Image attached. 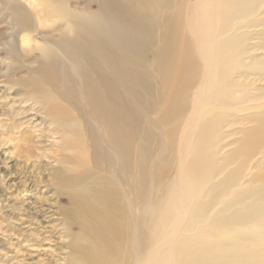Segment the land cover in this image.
I'll use <instances>...</instances> for the list:
<instances>
[{
    "label": "rangeland",
    "instance_id": "obj_1",
    "mask_svg": "<svg viewBox=\"0 0 264 264\" xmlns=\"http://www.w3.org/2000/svg\"><path fill=\"white\" fill-rule=\"evenodd\" d=\"M24 1L0 0V264H76L74 244L83 235L70 220V187L59 182L63 180L60 173L71 175L67 173L71 154L65 146L66 131L49 113V106L29 97L26 82L32 70L48 63L44 46L64 25L68 12L78 17L85 11L95 14L99 6L96 0H67L66 8L61 9L52 1L38 0V8H46L45 15L50 14L51 22L59 21L58 26L53 32H30V44L21 50L17 37L20 27L15 17L18 10L14 9L17 4L26 5ZM132 1L145 11V24L150 25V21L157 24L164 19L167 9H162L161 16L159 7L170 0ZM217 1L212 13L205 16L206 22L211 14L216 15L213 46L208 52L212 65L206 69L205 78L211 80L212 91L209 90L210 98L197 118L200 121L193 122L186 140L182 139L190 152L185 156L189 161L201 144L196 137L201 125L213 118L204 145L207 183L198 184L195 189V200L203 206L192 205L185 213L175 214L169 200L164 201L176 183L179 158L167 152L162 158L159 147L162 144L167 148L166 126L159 113H149L148 123L161 134L153 131L151 141L142 135L143 156L153 162L154 155L160 154L153 166L155 175L158 169L162 172L154 191L153 222L144 235L151 246L142 252L141 264H253L256 260H248L250 250L262 253L260 258H264V228L262 222H256L264 205L253 200L264 195L262 184L254 182L253 177L256 171L264 172L263 162L255 168L264 153V0ZM188 3L193 5L196 0ZM33 8L37 7L32 6L31 11ZM188 37L194 43L189 32ZM195 47L192 45V57L197 72L189 80L193 84L190 111L194 93L204 77L203 56ZM153 48L147 50L143 46L144 57L152 60ZM176 85L181 92V84ZM153 86L156 91L161 89L162 97H169V90L157 78ZM150 103L144 107L150 108ZM156 103L158 108L160 103ZM189 112L177 129V145L182 141V126ZM254 132L258 134L253 143ZM214 195V205L204 204ZM236 195L244 199L240 204L233 202ZM250 209L258 210L257 215H250ZM240 214L253 218V223L245 219L235 222L234 216ZM160 217L168 218L169 224L161 225ZM217 258L219 261L215 262ZM226 259L234 262L226 263Z\"/></svg>",
    "mask_w": 264,
    "mask_h": 264
},
{
    "label": "bare ground",
    "instance_id": "obj_2",
    "mask_svg": "<svg viewBox=\"0 0 264 264\" xmlns=\"http://www.w3.org/2000/svg\"><path fill=\"white\" fill-rule=\"evenodd\" d=\"M48 1L58 8H66L67 0ZM96 1L99 8L95 14L85 11L78 17L74 12H68L64 25L44 46L48 63L31 71L26 82V86L29 85L27 93L49 106V113L57 117L66 131L65 146L71 154L67 173L72 176L60 173L63 180L59 182L70 187V220L83 235L74 244L76 264H141V254L151 244L144 235L151 227L155 213L154 191L162 171L158 169L155 175L153 164L161 158L160 154H163L162 158L164 152L179 158L176 183L164 198V201L169 200L171 210L179 214L190 210L192 205L203 206L195 200V189L198 184L207 183L204 145L213 118L201 121L204 123L196 135L201 144L189 161L185 156L190 152L183 146L185 141L182 139L186 140L185 135L191 124L198 120L212 91L209 88L211 80L205 78L206 69L212 65V56L208 52L213 46L211 35L216 15L211 14L206 22L205 16L212 13L218 1L196 0L190 7L189 0H177L173 8L174 0L167 1L158 12L161 15L162 9H167L163 12L164 19L157 24L150 21V25L145 24L148 17L135 1ZM37 2L25 0L27 6L21 3L14 9L18 10L15 17L20 27L17 37L21 50L30 44V32L43 29L53 32L58 26L59 21L51 22L50 14L45 15L46 8H38ZM34 5L37 8L31 11ZM192 45L203 56L204 77L194 93L190 111L189 96L193 84L189 80L197 72ZM143 46L147 50L154 47L152 60L144 57ZM154 78L169 90V97H162L161 89L155 90ZM176 83L183 87L181 92ZM156 101L160 103L158 108ZM148 102L152 103L151 109L144 107ZM154 112L160 114V121L166 126L167 148L161 144L160 154H155L150 162L143 156L141 138L144 135L151 141L154 132L161 134L147 120L146 115ZM187 112L189 115L180 136L182 141L177 145V129ZM257 134L254 132L253 143ZM257 161H254L255 168L264 163V153ZM253 175L254 182L262 184L263 192L264 172L256 171ZM216 198L214 195L204 204L212 206ZM243 200L242 195H236L233 202L240 204ZM253 200L264 205V195L255 196ZM256 211L250 209L249 214ZM259 214L256 222H262L264 228V206ZM241 215H235L233 220L245 219L249 224L253 223L250 222L253 218ZM160 224L168 225V218L160 217ZM250 252L248 260H256L253 264H264V258H260L262 253ZM218 261L219 258L215 262ZM228 262L234 261L226 259Z\"/></svg>",
    "mask_w": 264,
    "mask_h": 264
}]
</instances>
